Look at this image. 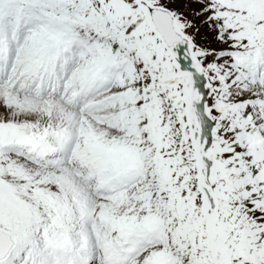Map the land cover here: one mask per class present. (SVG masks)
<instances>
[{
    "label": "rangeland",
    "instance_id": "374dc122",
    "mask_svg": "<svg viewBox=\"0 0 264 264\" xmlns=\"http://www.w3.org/2000/svg\"><path fill=\"white\" fill-rule=\"evenodd\" d=\"M105 1V0H104ZM260 1V0H257ZM160 6L166 7L168 9L173 10L180 18V20L184 21L188 28L185 29V34L189 36V38L194 43V48L197 50L205 49L207 50L205 54L203 55L200 62L204 66L207 62L211 61L212 58H220V56L223 53H227L229 51H240L245 50L243 48V44H247L250 41H253L257 34L261 32V29L263 28L262 22L255 18L256 14H258L261 11H264V8H258L254 9V11H247L243 13L241 16H235L237 12V8L235 9H227L224 7L217 10V15L213 16L212 18H209L206 20V17L208 15H212L215 12L208 11V5L214 4L213 0H157V3ZM116 10H113V13H115ZM225 14H230L231 16H235L236 19L242 18L240 22L237 23V25L234 27L232 24V20L229 18H225ZM142 17V16H141ZM141 17H138L136 23L131 24H139L141 21ZM149 25L141 28L138 35H144L149 32ZM244 31L245 34L243 33ZM206 32L207 36L203 35L202 33ZM97 32H95V35ZM247 34V35H246ZM260 41V39H259ZM119 43H121L119 41ZM117 44L116 42L112 45V48H116ZM140 48H138L139 50ZM214 51V52H213ZM168 60H163L160 63L161 69L169 68L171 70H175V66H169L167 63ZM223 61H227L230 64L235 66V61L231 58L223 59ZM210 72H207V75ZM166 79H170V77H162L161 80H159V83L162 87H169L170 84L173 81H167ZM169 89V88H168ZM5 163L9 162V159L4 160ZM1 177V176H0ZM47 185L51 182L49 179L46 180ZM226 188L222 189L225 190ZM213 195V204L217 200L216 192L212 193ZM251 204V203H250ZM205 208V205L203 206ZM24 209L21 208H15L10 207L9 209L3 208V211L0 213L1 215L7 216L8 213H23V215H27L28 213L26 211H23ZM264 210V209H263ZM217 215L222 214V216H231L232 212L230 210H227L226 212L218 208L216 211ZM261 213H264L262 211ZM217 222V221H216ZM219 229H222L220 232ZM187 234H189V239L191 240L192 244H196L199 246L200 244V231L198 229H191L187 231ZM188 236V235H187ZM227 233H226V227L225 224L222 228H220L218 222H217V233L214 235L215 240L214 242H218V246L215 248H218L220 251L224 253V255L227 257L225 261H221V264H229L233 262L229 258L233 255H235L237 258L245 257L246 256V248H244V241L243 237H239L238 241L236 243V250L234 249V252L231 254L232 251V243H227ZM264 237L261 239L263 240ZM175 255V254H173ZM185 259H188L186 255L179 254L175 257L174 264H183L187 261ZM187 264H190L187 262Z\"/></svg>",
    "mask_w": 264,
    "mask_h": 264
},
{
    "label": "bare ground",
    "instance_id": "6f19581e",
    "mask_svg": "<svg viewBox=\"0 0 264 264\" xmlns=\"http://www.w3.org/2000/svg\"><path fill=\"white\" fill-rule=\"evenodd\" d=\"M138 19H136L137 21ZM136 21H133L132 23H136ZM138 22V21H137ZM154 24H156V22H154ZM131 26H133V28H131V31H134V29L138 26L137 24H131ZM154 29V28H151ZM82 75V73H80V76ZM192 84H194V76L192 74V79H191ZM241 81L239 80L232 89H229L227 91V94H233V96H238V97H251L250 95H252V90L249 89H242L240 87ZM193 86V85H192ZM264 91V88H261ZM0 104H2L6 109H15L17 102H8L4 97L0 98ZM263 112L262 111H258L257 115H262ZM212 113L209 112L207 117H201V119H199V123L203 125V127H207L206 126V121L211 120L212 118ZM0 119L4 122L7 123L6 119L4 118V116L2 115V112L0 110ZM68 119H70V116L68 117ZM207 131L208 134H210L209 132V126L207 127ZM0 154L3 156L2 158V163L5 166L6 169V174L8 177L10 178H15L17 179V175L18 173L25 171L27 173H32L35 172V170L31 167H25V162L22 160V158L18 155H15L13 152H7L6 149L1 150L0 149ZM5 159H9V162L5 163L4 160ZM48 178H45V182L47 183ZM51 186V184L49 183V185H47V187L49 188Z\"/></svg>",
    "mask_w": 264,
    "mask_h": 264
},
{
    "label": "water",
    "instance_id": "95a60500",
    "mask_svg": "<svg viewBox=\"0 0 264 264\" xmlns=\"http://www.w3.org/2000/svg\"><path fill=\"white\" fill-rule=\"evenodd\" d=\"M176 42H178V43H175V46L177 47V49H178V51L176 52L177 53V57H178V59H180L181 60V62L183 63L184 61H183V49H184V47L186 46L185 45V43H183L181 40H177L176 39ZM181 49V51L179 52V50Z\"/></svg>",
    "mask_w": 264,
    "mask_h": 264
}]
</instances>
